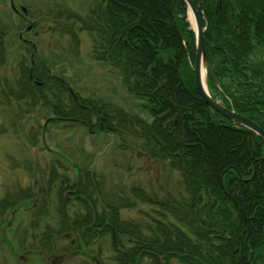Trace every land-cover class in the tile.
<instances>
[{"label": "trees", "instance_id": "1", "mask_svg": "<svg viewBox=\"0 0 264 264\" xmlns=\"http://www.w3.org/2000/svg\"><path fill=\"white\" fill-rule=\"evenodd\" d=\"M92 1L83 15L55 13L56 30L75 49L79 33H88L94 60L118 72L151 120L74 93L34 50L30 66L22 64L21 97L44 100L45 88L69 93L67 107L58 97L53 121L116 135L121 148L165 171V182L105 191L96 175L79 170L71 187L79 210L70 217L63 196L70 185L59 187L53 238L76 236L93 264H264V141L201 97L196 34L181 0ZM218 2L201 0L208 89L264 129V0H223L220 16ZM139 204L151 208L145 217H121ZM105 236L114 255L99 262L90 246Z\"/></svg>", "mask_w": 264, "mask_h": 264}, {"label": "rangeland", "instance_id": "2", "mask_svg": "<svg viewBox=\"0 0 264 264\" xmlns=\"http://www.w3.org/2000/svg\"><path fill=\"white\" fill-rule=\"evenodd\" d=\"M11 1L0 0V264H93L85 249H79L76 236L53 238L61 223L59 187L70 185L63 196L73 217L80 205L71 187L79 170L96 175L105 191L120 187L127 193L134 186L165 182L161 173H166L152 160L121 148L122 140L114 134L53 121V106L61 103L58 97L67 107L69 93L45 88L47 100L21 97L22 64L30 66L34 50L40 64L74 93L151 119L141 107L143 101L126 91L118 72L94 60L88 33H79L75 49L71 37L56 30L62 19H55V13L68 9L83 15L88 0H13L19 15ZM172 178L177 179L176 173ZM15 194L27 198L8 207ZM150 210L139 204L122 210L121 217L139 220ZM89 254L99 262L111 259L110 236L90 246Z\"/></svg>", "mask_w": 264, "mask_h": 264}, {"label": "water", "instance_id": "3", "mask_svg": "<svg viewBox=\"0 0 264 264\" xmlns=\"http://www.w3.org/2000/svg\"><path fill=\"white\" fill-rule=\"evenodd\" d=\"M181 2L185 11L188 12V14L191 13L193 15L194 22L196 25V29L192 27L193 30L195 31L196 39H197L194 73H195L196 87L201 97L208 104L210 109L216 111L217 113L227 118L228 120L234 122L235 124L249 129L264 141V129L261 126H259L257 123L253 122L252 120L236 113L234 110L227 108L226 106L215 100L211 96L208 87L205 88V83L203 80V71L204 70L206 71V76L208 74L212 78H213V74L210 68L209 59L205 47V28L203 26V19L205 18L203 17V13H202L201 0H198V4H196L194 0H181ZM222 2L223 0H219L217 5L218 16L221 13Z\"/></svg>", "mask_w": 264, "mask_h": 264}, {"label": "flooded vegetation", "instance_id": "4", "mask_svg": "<svg viewBox=\"0 0 264 264\" xmlns=\"http://www.w3.org/2000/svg\"><path fill=\"white\" fill-rule=\"evenodd\" d=\"M11 6H12V10L14 11V13L16 14V15H19L20 13H19V11L15 8V6L13 5V1H12V3H11ZM24 14L27 16L28 15V11H25V9H24ZM22 38V37H21ZM31 190V189H30ZM30 190H29V196L31 197L32 196V194H31V192H30ZM21 198H27V197H24V196H22V195H14V196H11L10 197V200H9V204H6L8 207L9 206H14V205H19L20 203L19 202H21V201H19ZM13 203H14V205H13ZM34 206H36L37 204L35 203V204H33Z\"/></svg>", "mask_w": 264, "mask_h": 264}, {"label": "bare ground", "instance_id": "5", "mask_svg": "<svg viewBox=\"0 0 264 264\" xmlns=\"http://www.w3.org/2000/svg\"><path fill=\"white\" fill-rule=\"evenodd\" d=\"M188 16H189V20L191 21V23H192V26H191V29L193 30V28L194 29H196V25H195V22H194V17H193V15L191 14V13H189L188 14ZM204 20L205 19H203V26H204V28H205V31H206V29H207V23H206V26L204 25ZM193 27V28H192ZM194 31V30H193ZM195 32V31H194ZM206 47V46H205ZM203 80H204V83H205V88H207V80H206V71L204 70L203 71ZM218 101V100H217ZM218 102H220L221 103V101H218ZM222 104V103H221Z\"/></svg>", "mask_w": 264, "mask_h": 264}]
</instances>
